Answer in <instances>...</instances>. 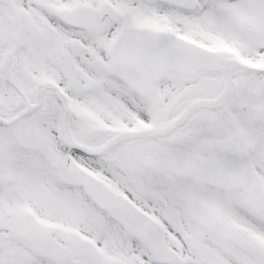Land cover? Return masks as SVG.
<instances>
[{
	"label": "snow or ice",
	"instance_id": "snow-or-ice-1",
	"mask_svg": "<svg viewBox=\"0 0 264 264\" xmlns=\"http://www.w3.org/2000/svg\"><path fill=\"white\" fill-rule=\"evenodd\" d=\"M0 264H264V0H0Z\"/></svg>",
	"mask_w": 264,
	"mask_h": 264
}]
</instances>
